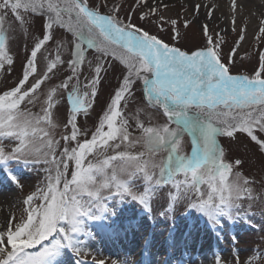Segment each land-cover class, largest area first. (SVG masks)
<instances>
[{
  "label": "snow or ice",
  "instance_id": "snow-or-ice-1",
  "mask_svg": "<svg viewBox=\"0 0 264 264\" xmlns=\"http://www.w3.org/2000/svg\"><path fill=\"white\" fill-rule=\"evenodd\" d=\"M8 11L13 13L21 26L26 24L22 13L40 15L46 19L42 24V38L34 42L18 85L0 95V137L19 141L20 146L13 155L23 156L26 160L32 158L36 163L53 167L46 169L49 175L45 188L38 189L25 200L30 208L26 222L16 226L15 230L9 227L6 237L0 232V264H46V259L55 253L63 241L72 246V234L80 230L79 218L88 215L93 207L104 208L102 201L105 197L101 192L105 189L111 191L115 188L118 194H127L147 205L148 193L165 182L173 183L177 192L183 195L181 182L175 180V175L183 173L187 178L190 173L191 181L186 182L184 187L199 192V185L207 184L209 192L207 198L202 194L197 202L190 200L189 204L213 220L218 214L241 208V200L255 199L252 189L248 187L251 182L240 171L234 172V165L225 161L224 150L218 145L217 136L231 138L237 132L244 133L264 151V140L255 134L257 129L264 133V53L260 55L259 70L253 76L234 75L230 74L229 66L222 63L221 53L217 50L219 42L207 35V26L203 27L206 35L203 47L182 50L137 27L130 17L122 20L117 6H113L110 13L102 14L98 7L90 6L89 0H0V68L4 67L5 62L8 65L14 63L8 55L4 30ZM144 18L142 13L141 19ZM56 28L66 30L75 38L70 42L75 59L68 62L73 76L68 77L60 87L69 88L77 65L84 62L85 44L97 54L95 78L90 83L91 92L81 94L78 87L73 85L67 93L71 107L68 123L72 131L70 136L63 139L77 141V147H65L60 156L75 162L76 170L70 181L66 178L68 163L56 158L59 142L51 139L48 131V128L56 127L50 112L56 104V87H52L47 94L43 115L20 109L26 100L28 103L36 101L37 89L44 80L49 79L48 73L57 66L56 61L49 63L44 75L30 88H25L30 74L37 72L35 64L38 53L46 43L56 39ZM260 32L264 33V27ZM243 38L240 37L241 40ZM104 57H112L123 66L122 81L91 139L80 143L77 116L91 107L87 98L97 95L95 86L103 70L99 59ZM138 81L142 83L146 105L156 109L158 114L162 113L164 122L147 127L139 125L142 135L131 143H139L143 151L135 155L117 152L85 167L87 155L94 151L97 156L104 155L100 149L120 148V144L112 145L110 141L129 140L127 120L122 119L118 125L117 118L122 115L121 101L131 93ZM41 124L47 125V128L41 127ZM105 126L107 131H104ZM185 133L191 137L192 144L191 153L187 155L183 154L180 143ZM161 152L166 156L157 162L155 156ZM8 158L0 148V161ZM242 163L241 160L235 161L236 166ZM152 168L159 169V177L151 171ZM137 173H142L145 181L146 187L142 193L132 190L130 179H122V174L135 177ZM61 183L62 190L59 187ZM85 194L89 199L82 203ZM34 199H41L44 204L31 208ZM64 223L69 226L67 229ZM57 232L64 233L63 240H54L35 254L24 251ZM5 239L11 251L5 246ZM73 251L81 253L80 248L74 247Z\"/></svg>",
  "mask_w": 264,
  "mask_h": 264
},
{
  "label": "rangeland",
  "instance_id": "rangeland-1",
  "mask_svg": "<svg viewBox=\"0 0 264 264\" xmlns=\"http://www.w3.org/2000/svg\"><path fill=\"white\" fill-rule=\"evenodd\" d=\"M151 1L153 0H89L90 6L98 7L103 14L110 13L112 7L117 6L122 20L130 17L131 22L137 27L157 35L170 46H177L182 50H196L203 47L206 43L203 27L207 26V35L219 42L217 50L221 53L222 63L229 66L230 74L251 77L259 70L260 55L264 53V33L260 32V29L264 27V12L260 14L253 7L251 11L256 15V20L253 22L250 17H246L238 23L229 20L228 24L222 26L218 19L203 21L196 18L195 15L199 13V9L195 10L192 3L184 4L181 0H169L165 3H160L159 0L154 3ZM153 8L155 11H151ZM142 13L145 16L144 19H141ZM22 15H25L26 20L24 26L15 20L11 11L7 12L4 30L8 55L14 63L8 65L5 62L4 67L0 68V94L18 85L34 42L43 35L42 24L45 17L24 13ZM172 21L176 23L173 24ZM250 24L252 30L247 38ZM54 32L56 39L46 43L38 53L35 64L37 72L30 74L25 88H30L44 75L49 63L56 61L57 66L48 73L49 79L44 80L37 89L36 101L28 103L26 100L20 105V109L34 115H43L42 108L47 94L52 87H56L54 97L56 104L50 109L51 119L56 127L48 128V131L51 133L50 138L59 142L56 158L68 163L66 178L70 181L76 170L75 162L60 156L65 147L69 149L77 147V141L63 139L65 136H70L72 131L68 123L71 107L67 93L71 91L73 85L78 87L81 94L85 91L91 92L90 83L95 78L97 54L94 49H88L85 44L84 62L77 65L76 75L69 82V88L60 87L68 77L73 76L68 62L75 59L72 55L74 48L70 43L75 38L64 29L56 28ZM241 36L244 37L243 40L240 39ZM57 57H59L58 60ZM89 61L92 63L90 64ZM99 63L103 65V70L99 76V83L95 86L97 95L94 98L91 96L87 98L91 107L77 116L80 143L91 139L115 90L122 81L123 66L118 61L112 57H104L99 59ZM120 110L122 115L117 118V124L119 125L122 119L127 120L129 140L110 141L112 145L120 144V148L100 149L104 155L97 156L95 151L87 155L84 161L85 167L88 163L95 164L117 152L124 151L135 155L143 151L139 143H131L142 135L139 125L153 126L165 120L162 113L158 114L156 109L146 105L142 83L139 81L131 93L126 94V98L121 101ZM41 127L47 128V125L41 124ZM107 130L105 126L104 131ZM255 134L260 140H264V133H260L258 129L255 130ZM40 135L42 136L43 133ZM180 143L183 154H189L192 148L191 137L185 133ZM217 143L224 150L225 161L234 165L233 171H240L251 182L248 187L252 189L255 199H243L240 201L241 208L234 209L231 213L218 214L213 220L189 204L190 200L197 202L202 194L207 198L209 192L207 184L199 185V192L184 187L186 182L191 181L190 173L187 178L183 173L175 175V180L181 182L183 195L177 192L173 183L165 182L158 187H153V190L148 193L147 205L127 194H118L115 188L111 191L105 189L101 192V195L105 197L102 201L104 208L93 207L88 215L81 216L80 230L72 234V246H69L67 241H63L55 253L46 259V264H83V262L84 264H101V261L103 264H143V259L138 252L143 250V242H140L139 235L144 232L148 234L151 232L150 242L151 245L153 243L155 251L167 252L165 257L160 256L161 261L165 260L164 264H264V151H261L260 145L252 142L246 134L239 132L231 138L218 135ZM19 146L18 140L0 137V148L3 149L4 155L9 157L7 160L0 161V168L6 170L0 176V187L2 183H8L16 194V200L12 205L13 210L8 213L9 218L2 232L5 237L9 227L15 230L16 226L26 222L30 208L28 204H25V200L28 195L45 188L49 175L46 169L53 167L42 162L36 163L32 161V158L26 160L23 156L13 155ZM164 156L166 153H158L155 160L159 162ZM236 160H241L243 163L236 166ZM151 171L159 177L158 168H152ZM10 172L15 175V178L9 175ZM20 174L24 175L21 182ZM52 174H55L54 168ZM122 179H130L132 190L135 192L142 193L146 187L142 173H137L135 177L122 174ZM59 187L62 190L63 183ZM176 197L179 198L176 199ZM78 199H80L79 196ZM88 199L89 197L85 194L81 202ZM42 204H44L43 200L34 199L31 208H37ZM136 225H141V230L135 236L129 231V227L133 229ZM147 225L150 228H147ZM64 227L67 229L69 226L64 223ZM167 230L170 232L168 242ZM230 230L234 233L232 237L228 235ZM63 236L64 233H53L47 240L24 251L35 254L54 240H63ZM214 237H220L217 246L211 242ZM197 238H200V241L196 242L199 248L189 251L185 256L177 252L175 255L170 254L167 250L183 246L191 249ZM5 246L8 251L11 249L6 239ZM74 247L80 248L81 253H75ZM122 250L123 253H121ZM149 263L157 264L155 256L153 260H149Z\"/></svg>",
  "mask_w": 264,
  "mask_h": 264
},
{
  "label": "bare ground",
  "instance_id": "bare-ground-1",
  "mask_svg": "<svg viewBox=\"0 0 264 264\" xmlns=\"http://www.w3.org/2000/svg\"><path fill=\"white\" fill-rule=\"evenodd\" d=\"M156 1L158 0H153L151 3ZM159 1L160 3H165L169 0ZM181 2L184 4L192 3L195 10L199 9V13L195 15L199 20L216 21L218 19L222 26L228 24L227 22L229 20L233 21V23H238L246 19V17H250L251 22H253L256 20L255 13L251 11L253 7L257 9V12L260 14L264 12V0H181ZM233 4H235V8H233ZM197 5L200 7L197 8ZM248 30L249 31L246 34L247 38L251 34V24L249 25ZM20 175L19 181L21 182L24 175ZM15 200L16 194L11 190L10 185L5 182L2 183L0 187V232H3L5 228L7 219L9 218L8 213L13 210L12 205Z\"/></svg>",
  "mask_w": 264,
  "mask_h": 264
}]
</instances>
